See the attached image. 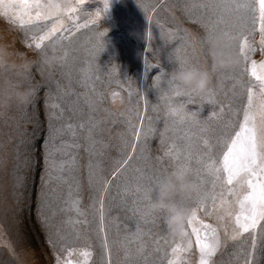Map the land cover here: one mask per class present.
I'll return each instance as SVG.
<instances>
[{"label": "rangeland", "instance_id": "rangeland-1", "mask_svg": "<svg viewBox=\"0 0 264 264\" xmlns=\"http://www.w3.org/2000/svg\"><path fill=\"white\" fill-rule=\"evenodd\" d=\"M217 2L109 0L105 10L104 0H69L79 23L97 22L73 29L71 40L57 49L61 55L67 50V59L52 75L46 79L35 75L36 95L20 123L0 124V264H57V259L61 264H109V260L110 264H168L175 259L178 264H199V249L187 222V236H175L164 212L150 205L157 179L183 163L185 151L193 154L190 172L199 183L196 169L202 165L196 163V155L207 151L203 138L210 139L212 156L220 160L225 150L221 141L238 130L247 89L257 83L242 72L246 67L242 57L239 65L214 73L216 100L231 104L232 111L225 107L224 114L213 119L209 117L219 112V104L193 93L174 97L169 91L168 76L177 55L198 67L210 63L207 37L227 29L224 25L213 29L217 15L200 5ZM240 2L255 6V0ZM240 15L252 13L243 10ZM225 19L239 23L235 15ZM65 22L72 27L67 17ZM43 27L20 29L0 16V34L29 56L51 49L47 43L42 50L28 47L31 36L42 34ZM242 31L256 49L250 58L264 60L258 20L255 30L249 19ZM101 32L103 36L98 35ZM234 41L239 53L241 41ZM165 92L168 98L161 100ZM173 108L178 116L169 114ZM204 123L210 128L207 133L200 132ZM137 130L139 141L134 136ZM173 144L182 153L179 161L164 155ZM129 156L132 159L117 172ZM201 175L206 181L201 195L211 194V177ZM105 180L110 182L107 191ZM214 191L219 193L220 186ZM195 200L196 193L189 201L191 207ZM205 207L212 210L210 199ZM222 214L198 213L201 220L220 228L222 247L212 264H245L251 235L228 239L232 224L227 218L218 221ZM189 241V252L178 258L173 255L172 248L188 247ZM83 251L92 253L87 261ZM253 264H264V231L257 233Z\"/></svg>", "mask_w": 264, "mask_h": 264}, {"label": "snow or ice", "instance_id": "snow-or-ice-1", "mask_svg": "<svg viewBox=\"0 0 264 264\" xmlns=\"http://www.w3.org/2000/svg\"><path fill=\"white\" fill-rule=\"evenodd\" d=\"M51 4L52 0H0V16L10 18L11 22L20 29H29L33 25H43L44 27L39 29L42 34H33L28 47L42 50L47 43L53 52L58 47H62L65 41L71 40L72 35H74L73 29L78 31L79 29L88 28L89 24L97 22L96 20H91L81 24L78 18L74 16L76 11L74 7L53 9ZM104 5L106 10L109 7V0H104ZM200 7H208L217 15V19L212 22L213 29L224 25L225 29H227L222 30L225 35L230 36L233 40L241 41L239 56L242 57L246 65L242 72H248L250 77L257 83L247 89V100L243 106L242 119L239 121L238 130L234 132V135L221 141L225 150L222 152L219 161L212 156L213 146L210 139L203 138V147L207 151L196 155V163L202 165V168L196 169L199 183H195V206L191 207L190 215L186 222L191 228V233L195 236V243L200 254L199 264H212L213 257L216 256L222 247L220 228L201 220L198 215L200 211H205L206 215H212L213 211L222 212V215L217 216V220L223 222L227 218L230 221L232 234L228 239L232 241L241 239L245 234H250L251 250L247 253L245 264H253L257 247V233L258 231H264V60L256 61L250 58L249 53L254 52L256 49L248 42L242 30L249 19L253 25V30H255L258 20L261 36L259 44L261 51H264V0H255V6L252 3H242L240 0H218L215 4H202ZM243 10H250L252 13L251 17L240 15ZM257 12L258 16L256 15ZM234 15L235 20L239 21V23L225 19L226 16L232 17ZM65 17L71 23V28L65 22ZM49 21L54 22L49 26ZM98 35L103 36L104 33L101 32ZM179 51L178 49L177 52L179 53ZM67 56L68 52L64 50L62 60H66ZM176 60L182 61V57L177 55ZM237 83H240V81H237ZM254 89H258V91ZM166 98H168L167 92L161 96V100ZM207 99L213 104H219V112L214 111L209 117L210 119L220 118L224 114L225 107L232 111L231 104L224 105L220 103L216 100L214 93ZM147 103L145 101L146 109ZM153 107L155 108L156 106ZM238 111L236 110L234 114H238ZM169 114L175 117L179 115V112L173 108L169 110ZM140 119L142 126L143 116ZM183 119L184 117H180L181 122H183ZM231 126L236 127V125ZM209 131L210 128L207 123H204L200 128L201 133ZM134 136L135 140L139 141L141 132L139 130L135 131ZM188 138L190 140L191 137L189 136ZM135 147L136 145L133 144V152ZM190 147L191 145L189 144ZM164 155L174 161H179L182 153L173 144ZM192 155L191 151L183 153L184 162L182 165L190 171H192ZM131 159L132 157L129 156L123 160L116 171L119 172ZM201 173L211 177L213 189L211 194L201 195V189L206 183ZM109 183V181L105 180V191H107ZM217 185L221 188L219 193L214 191ZM230 197L232 199H229ZM208 199L212 201L211 211L206 210L205 207ZM100 204V219L101 223H103V199H101ZM234 207L238 208V211L234 212ZM76 211L82 215L78 207ZM221 227H223L224 233L227 235V227L223 224H221ZM184 233V236H187V233ZM105 248L107 249L106 238ZM190 250L191 241H189L188 247L182 248L177 245L172 248V253L178 258L181 253L189 252ZM71 255L70 251L69 256ZM81 255L87 261L92 253L83 251ZM57 264H61L59 259H57ZM66 264H71V262L68 261ZM168 264H178V259L170 260Z\"/></svg>", "mask_w": 264, "mask_h": 264}, {"label": "clouds", "instance_id": "clouds-1", "mask_svg": "<svg viewBox=\"0 0 264 264\" xmlns=\"http://www.w3.org/2000/svg\"><path fill=\"white\" fill-rule=\"evenodd\" d=\"M69 0H52L53 9L69 7ZM206 39L208 63L198 67L183 61L168 76V88L172 96L189 93L209 97L214 92L213 75L217 71L239 65L240 56L235 41L223 31L212 32ZM62 55L56 50H42L29 56L13 48L0 34V124L17 125L36 95L35 75L48 78L62 64ZM196 191V184L189 169L176 163L164 171L155 183V198L151 209L162 211L173 235L184 236V226L190 215L189 201Z\"/></svg>", "mask_w": 264, "mask_h": 264}]
</instances>
